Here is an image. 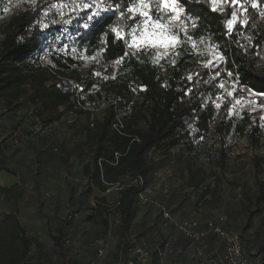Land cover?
Segmentation results:
<instances>
[{"label": "trees", "instance_id": "obj_1", "mask_svg": "<svg viewBox=\"0 0 264 264\" xmlns=\"http://www.w3.org/2000/svg\"><path fill=\"white\" fill-rule=\"evenodd\" d=\"M171 1L168 0L166 8L161 0H105L111 13L93 25L81 41L77 56L79 62H83L79 57L81 51L96 56L99 62L92 66L112 61L106 80L99 69L73 71L69 74L72 81L57 80L35 66L31 54L40 31L36 8L27 6L8 21L0 22V102L4 111L13 116L16 111H25L11 126L9 142L0 143V167L8 156L21 152L22 142L33 156L36 176H49L52 166L57 168L55 172L68 169L73 157L80 160L85 183L75 198L77 208L84 219L99 222L102 234L86 241L95 257L91 262L103 264L111 251L112 231L118 236V243L114 260L107 264L135 261L133 249L138 245L148 250L149 264L159 262L164 246L149 248L143 237L150 239L148 233L166 220L159 209V218L141 219L140 228L134 233L137 211L144 208V214L149 216L147 211L154 204H142L138 195L149 187L153 174L169 164L170 151L181 143L190 151L194 140L210 132L220 137L233 133L244 136L251 149L264 153V128L259 124L258 114L244 110L238 116L214 118V99L219 95L218 81L224 70L235 71L245 89V92L238 90L236 96L246 97L250 93L264 101V0H175V6L182 9L178 12L172 10ZM133 8L135 11H129ZM144 12L148 15H143ZM229 20L233 21L231 28ZM155 25L167 33V42L136 41L143 27L150 30ZM112 29H117L120 35ZM163 47L167 50L162 51ZM76 84L87 93L88 104L95 111L76 108ZM99 110L103 112L100 120L96 116ZM29 112L32 120H41L40 128L66 113H78L86 120L80 131L85 136L74 143L57 137L48 143L35 142L41 132H33L36 125L27 126ZM117 118L123 122L122 133L111 126ZM3 146L11 148V154ZM152 151L158 152V158L149 156ZM225 156L223 148L219 166H225ZM192 171L189 168V184L198 186L205 177L196 178ZM112 187L118 190V197L112 206H107L103 193ZM33 188L41 213L44 201L40 198L38 181ZM216 191V186L207 187L203 193ZM94 192L101 196L95 198L97 207L93 213H87L85 200ZM22 195V188L0 185V198L17 202ZM243 196L247 220L233 231L251 263L246 247L249 242L243 233L252 228L254 236L259 234L251 218L254 213H264V180H259L254 190L243 192ZM69 197L73 198V188ZM76 217L77 212L67 211L65 220L58 221L51 235L58 264H75L67 228ZM110 217L116 218L117 223L111 224ZM205 221L199 230L206 228ZM226 221L225 217V229ZM169 226L176 228L172 223ZM179 232L183 246L192 241ZM205 236L221 241V254L212 252L211 257L217 264H226L222 260V240L214 233ZM100 238L108 242L101 259L93 245ZM32 246L38 257H44L41 245L26 235L15 214L0 218V264H28ZM259 250L258 263L264 261V247Z\"/></svg>", "mask_w": 264, "mask_h": 264}, {"label": "rangeland", "instance_id": "obj_2", "mask_svg": "<svg viewBox=\"0 0 264 264\" xmlns=\"http://www.w3.org/2000/svg\"><path fill=\"white\" fill-rule=\"evenodd\" d=\"M172 3V1H171ZM147 27V26H146ZM143 27L139 36H135L136 41L149 40L152 43L160 42L161 38L167 37L163 33L161 26H153L150 30ZM168 40V39H167ZM165 40L164 42H167ZM163 47L162 51H166ZM80 59L87 64H97L99 60L96 56H87L81 51ZM247 104L250 106L249 112L258 115L259 124L264 128V101L258 97L247 93ZM216 108L215 120L221 116L230 118L235 116V112L225 102L224 97L217 95L214 99ZM3 104L0 102V143L9 142V130L25 111H16L15 115L3 110ZM27 126H41L40 119L31 118V112L27 113ZM103 112H97V118L100 120ZM85 118L78 113H66L59 120L41 127L42 132L35 139V142L48 143L52 137H57L70 143L84 138V133L80 132L85 125ZM190 128V124H187ZM21 143V152L18 155L8 156L5 163L0 167V185L17 186L22 188L23 195L17 201L13 202L6 198H0V218L7 214H15L24 227L33 243L38 242L41 245V251L44 257H38L35 253V247L30 250V259L28 264H58L59 257L56 254L51 240V235L55 233L58 221L65 220L67 211L77 212V217L68 225L67 238L70 240V250L72 251V260L75 264H89L94 260V253L86 245V241L94 240L101 234V225L99 222L86 220L78 210L75 198L85 183L81 173V162L73 157L68 169H60L52 166L51 174L46 177L35 175V165L32 154L28 153V148ZM4 147L6 153L11 154V148ZM89 146L84 149L87 150ZM13 148V145H12ZM225 150V166H219L220 151ZM172 157L169 164L162 166L150 178L148 186L153 189V206L148 209L150 219L159 218L160 207L166 208L172 218L176 221L194 220L201 225L207 218L215 214H222L226 217L227 230H236L247 220V211L243 208V192L252 191L256 188L259 180H264V153L262 150H253L249 147L244 136L229 133L224 137L210 132L199 139L193 141V146L189 151L181 143L176 149L171 151ZM27 154V156H23ZM150 157L158 158V152L152 151ZM19 158V160H17ZM256 160H259L256 163ZM189 168H191L196 178L204 176V181L198 186H190ZM38 181L40 198L44 201L41 213L38 209V197L33 188L34 182ZM216 186L215 193L204 195L205 188ZM73 188V198L69 197V190ZM106 198V205L112 206L118 197V190L110 188L103 193ZM100 193L94 192L85 200V211L93 213L97 207L96 197ZM255 208L252 207V210ZM144 208L137 211L133 232L136 233L140 228L139 223L143 216ZM264 213H254L251 220L258 226L259 234L254 236L253 229L243 233L248 240L246 245L252 264L258 263L256 255L261 253L259 247H264ZM169 222L154 228L148 237L143 239L150 246H164V256L162 262L171 264L181 262L187 264L190 262H199L206 264L209 258H213L211 253L221 254L222 243L216 238L203 237L200 240H192L185 246L182 244V238L179 230L169 226ZM139 226V227H138ZM111 251H109L103 261V264L114 260L113 252L118 243V236L112 231L109 236ZM220 256V255H219ZM217 258V257H216ZM153 259V258H152ZM263 257H261V260Z\"/></svg>", "mask_w": 264, "mask_h": 264}, {"label": "built area", "instance_id": "obj_3", "mask_svg": "<svg viewBox=\"0 0 264 264\" xmlns=\"http://www.w3.org/2000/svg\"><path fill=\"white\" fill-rule=\"evenodd\" d=\"M85 5L90 7L86 8ZM99 5V8L96 6ZM37 9V21L40 27L38 43L33 50L31 57L35 61V66L47 71L57 80L67 79L72 81L69 74L73 71L82 72L88 69L100 70L104 80L108 79L109 66L112 61L90 65L85 62H79L77 51L81 41L88 35L93 25L107 17L111 13V8L105 0H0V22L8 21L17 11L25 7ZM93 11H100V15L89 21L88 17ZM89 27L85 28L84 24ZM119 57L114 60L116 62ZM225 71V74L219 78L218 90L219 96L224 97L228 106L233 109L236 116L244 110H250L245 96H236L238 90L244 91L239 77L235 71ZM221 85H223L221 87ZM77 97L75 105L77 109L95 111L88 104V95L83 92L76 84ZM214 123V122H213ZM112 128L122 133L123 122L117 118L112 123ZM34 133L42 132L40 127L34 128ZM117 186V185H116ZM139 201L143 203L153 202V189L144 188L139 195ZM163 218L176 226L185 236L192 240H200L208 233L216 234L224 244V255L222 260L226 264H251L246 256L245 250L240 243L239 236L232 230L223 227L225 216L215 214L205 221L206 228L199 230V223L194 220L176 221L172 218L169 211L160 207ZM71 213H68V217ZM110 222L117 223L116 218L110 217ZM95 245L98 258H102L108 247V242L104 238L96 240ZM135 261L128 260L119 264H149V252L141 245L133 249ZM164 253L159 254L157 264L162 262ZM91 264H101L100 261L91 262ZM171 264H183L173 262ZM187 264H200L199 262H190ZM206 264H217L214 258H209Z\"/></svg>", "mask_w": 264, "mask_h": 264}, {"label": "snow or ice", "instance_id": "obj_4", "mask_svg": "<svg viewBox=\"0 0 264 264\" xmlns=\"http://www.w3.org/2000/svg\"><path fill=\"white\" fill-rule=\"evenodd\" d=\"M161 2L163 3V5H164L166 8L169 6V4H168V0H161ZM172 4H173V8H172L173 11H176V12H178V11H182V9H179L178 7L175 6V0H172ZM142 6H143V7H146V5H143V4H142ZM85 7L88 8V7H90V6H89V5H85ZM96 7L99 8V5H97ZM129 11H135V9H134V8H133V9H129ZM99 15H100V11H93V12H92V15H90V16L88 17V20L91 21V20H93L95 17H97V16H99ZM143 15L147 16L148 13H147V12H144ZM232 23H233L232 20H229V21H228L229 28H231ZM157 26H159V25H157ZM84 27H85V28H88V27H89V24H88V23H85V24H84ZM112 31H113V32H116L117 36L120 35V33L118 32L117 29H112ZM167 39H168L167 37H163V38H161V41H160V42L163 43V42H164L165 40H167ZM172 39H173V41H174L175 38H172ZM220 59H222V57H220ZM222 86H223V85H221V87H222Z\"/></svg>", "mask_w": 264, "mask_h": 264}, {"label": "crops", "instance_id": "obj_5", "mask_svg": "<svg viewBox=\"0 0 264 264\" xmlns=\"http://www.w3.org/2000/svg\"><path fill=\"white\" fill-rule=\"evenodd\" d=\"M4 110V109H3ZM154 174H156V173H154ZM146 219V220H149L150 219V217L149 216H146V214H144V212H143V216H142V218L141 219Z\"/></svg>", "mask_w": 264, "mask_h": 264}]
</instances>
